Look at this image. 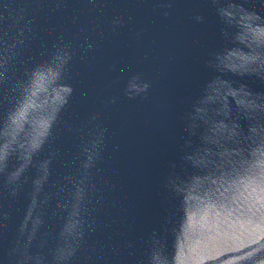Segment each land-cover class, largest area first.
Segmentation results:
<instances>
[{
  "label": "water",
  "instance_id": "water-1",
  "mask_svg": "<svg viewBox=\"0 0 264 264\" xmlns=\"http://www.w3.org/2000/svg\"><path fill=\"white\" fill-rule=\"evenodd\" d=\"M0 264H264V0H0Z\"/></svg>",
  "mask_w": 264,
  "mask_h": 264
}]
</instances>
